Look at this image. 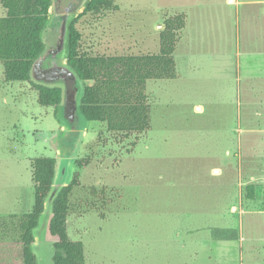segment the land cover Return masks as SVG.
<instances>
[{
    "label": "rangeland",
    "instance_id": "rangeland-1",
    "mask_svg": "<svg viewBox=\"0 0 264 264\" xmlns=\"http://www.w3.org/2000/svg\"><path fill=\"white\" fill-rule=\"evenodd\" d=\"M113 1L116 10L83 8L77 15L83 49L155 52L162 16L190 5L189 22L198 9L197 20L210 33L208 52L192 57L188 67L178 45L177 77L147 83L150 128L140 134L109 132L79 113L82 88L90 82L79 80L66 63L68 23L52 0L40 66L31 78L60 87L72 103L66 111L63 102L56 110L41 106L32 84L0 80V210H5L0 219L30 210V160L51 156L53 190L78 171L67 231L84 244L85 264H264V112L260 123L244 103L245 55L264 26L258 5ZM83 157L89 163L77 168L75 160ZM47 210L49 204L33 248L39 264H51ZM0 264H21L20 245L2 225Z\"/></svg>",
    "mask_w": 264,
    "mask_h": 264
},
{
    "label": "trees",
    "instance_id": "trees-1",
    "mask_svg": "<svg viewBox=\"0 0 264 264\" xmlns=\"http://www.w3.org/2000/svg\"><path fill=\"white\" fill-rule=\"evenodd\" d=\"M51 4L52 0H0L3 9L0 16V80L32 84L37 90L38 104L53 106L56 110L62 101V89L35 84L31 78V70L44 51L41 34ZM116 9L113 0H87L84 12ZM76 20L77 17L67 24L64 54L77 78L90 82L82 88L79 113L84 120L103 123L107 131L120 135L148 130L151 117L146 86L151 80L177 77L174 53L185 26V12L174 10L163 15L157 51L138 54H101L83 49L80 33L74 25ZM88 163V157L75 160L77 168ZM30 166L33 182L30 210L20 215L9 214L5 221L0 219L5 235L14 236L20 245L21 264H39L33 248L47 200L46 230L52 246L51 264H85L84 244L72 240L67 231L70 198L73 188L78 185V171L73 172L67 184L59 183L53 190L55 157H34Z\"/></svg>",
    "mask_w": 264,
    "mask_h": 264
},
{
    "label": "crops",
    "instance_id": "crops-1",
    "mask_svg": "<svg viewBox=\"0 0 264 264\" xmlns=\"http://www.w3.org/2000/svg\"><path fill=\"white\" fill-rule=\"evenodd\" d=\"M248 1H252L254 4L258 5L259 10L261 11L260 16L264 18V0ZM227 2L231 5H236L239 3V0H227ZM202 6L203 5H200V7ZM191 8L190 5L178 6L175 8L184 11L186 14L185 26L180 33L177 47L178 45L183 47L181 57L185 59L187 65L193 60L192 57L195 58L198 57L199 54L202 55L207 53L210 46V33L205 31V24L203 21L198 22L197 20L198 9L195 10L193 22H189ZM256 35H258V42L253 46L254 50L248 52L249 56L247 54L245 55L244 60L246 65V67L244 66V70L248 72L247 74L245 72L246 92L248 98L245 99L244 103L251 107V112L256 113L260 118L258 122L261 123L263 121L262 112H264V26L260 27ZM235 65L240 67L238 66V63H235ZM196 108L200 109L201 106L197 105ZM4 213L5 210H0V215Z\"/></svg>",
    "mask_w": 264,
    "mask_h": 264
},
{
    "label": "flooded vegetation",
    "instance_id": "flooded-vegetation-1",
    "mask_svg": "<svg viewBox=\"0 0 264 264\" xmlns=\"http://www.w3.org/2000/svg\"><path fill=\"white\" fill-rule=\"evenodd\" d=\"M86 1L87 0H55L56 5L58 4V6H61L62 8V10L60 11V15L63 16L64 23L65 21L68 23L72 19L76 18L78 14H80L83 8L85 7ZM78 3L80 4L79 7L77 6ZM48 18H49V15H48ZM40 61H41V57L38 59V61L36 62L34 66L35 71L40 66L39 64ZM42 73H43V70H42V67H40L39 74H42ZM62 102L65 105L64 106L65 111L68 107H71L72 101L69 99V95H66V93H64L63 90H62L61 103Z\"/></svg>",
    "mask_w": 264,
    "mask_h": 264
},
{
    "label": "water",
    "instance_id": "water-1",
    "mask_svg": "<svg viewBox=\"0 0 264 264\" xmlns=\"http://www.w3.org/2000/svg\"><path fill=\"white\" fill-rule=\"evenodd\" d=\"M50 8H51V6L49 7V12H50ZM37 61H38V59H37ZM35 65V64H34ZM33 68H34V66H33ZM32 68V69H33ZM59 186V185H58ZM48 200L47 201H45V203H44V206H45V210H46V208H47V206H48ZM47 213L49 214V210H47Z\"/></svg>",
    "mask_w": 264,
    "mask_h": 264
}]
</instances>
